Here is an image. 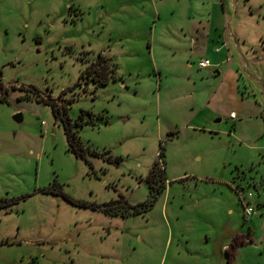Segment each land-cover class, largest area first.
Listing matches in <instances>:
<instances>
[{
  "label": "rangeland",
  "instance_id": "rangeland-1",
  "mask_svg": "<svg viewBox=\"0 0 264 264\" xmlns=\"http://www.w3.org/2000/svg\"><path fill=\"white\" fill-rule=\"evenodd\" d=\"M259 200L264 0H0V264H226L250 230L237 264H264Z\"/></svg>",
  "mask_w": 264,
  "mask_h": 264
},
{
  "label": "trees",
  "instance_id": "trees-1",
  "mask_svg": "<svg viewBox=\"0 0 264 264\" xmlns=\"http://www.w3.org/2000/svg\"><path fill=\"white\" fill-rule=\"evenodd\" d=\"M116 64L112 62L110 59L103 57V55H99L97 58V61L92 63L82 74L81 80H85L88 84H94L97 88L107 86L112 79H115L116 75ZM116 80V79H115ZM38 93V91H36ZM36 100H38L36 98ZM39 102H44L47 105H52L54 109V113L57 117H60L64 123L65 127V133L67 135L68 143L71 147L70 150H72L77 156L85 157L86 150L82 144V142L78 138L79 130L78 128H82L85 125H88L87 122H82L83 112L80 115L79 119L81 122H72V119L69 117L67 113V109L65 107H60L59 103H56L52 98L49 97L48 100H39ZM86 113V112H84ZM93 155L98 156L99 154L97 152H91ZM161 156H163V153H161ZM157 167L158 163L154 165V167L151 170V173L148 178L154 176L157 173ZM162 186L159 188L158 194L163 193V191L166 189V186L164 184H161ZM243 189H241L242 191ZM156 200V198H155ZM154 204V201H150V203H144L137 206L136 209H134L133 214H141L146 212L152 205ZM3 205H0V208ZM107 212L106 210H104ZM110 213V212H107ZM253 243V239L249 238L248 236H245L243 234H237L232 239L231 243L226 247L225 254H226V264H235L238 251L241 247Z\"/></svg>",
  "mask_w": 264,
  "mask_h": 264
},
{
  "label": "crops",
  "instance_id": "crops-1",
  "mask_svg": "<svg viewBox=\"0 0 264 264\" xmlns=\"http://www.w3.org/2000/svg\"><path fill=\"white\" fill-rule=\"evenodd\" d=\"M197 31H200V29H197ZM226 36H228V35H226ZM229 37V36H228ZM198 39H199V37H198ZM191 44H193V42H191ZM218 50V49H217ZM216 50V51H217ZM219 51V50H218ZM206 60V59H205ZM207 60H209V59H207ZM230 61V59L229 58H227V61ZM210 61V60H209ZM211 62V61H210ZM214 65H213V63L211 62V67H213ZM211 67H209V68H211ZM206 69H208V68H206ZM232 114H234V113H232ZM231 114V115H232ZM238 188H240L239 186H238ZM233 189V188H232ZM237 193V195L239 196V199L241 200V203H242V205H243V207H244V205L246 204V203H244V201H243V195L241 194V192H240V190L238 191V190H235ZM247 200H249V199H247ZM264 202V200L262 201V200H259L258 201V204L260 203V207H262L261 205L262 204H264L263 203ZM247 203H250V204H252L250 201L249 202H247ZM253 205V204H252ZM233 211H230V213H232ZM255 214H256V212H255ZM245 216V215H244ZM238 234H240V233H238ZM237 235V234H236ZM243 235H245V236H248L249 238H252L253 239V243H250V244H247V245H245V246H243V247H241L240 249H239V251H238V255H237V259H236V262H235V264H237V261H238V257H239V253H240V251L243 249V248H245V247H247V246H249V245H253L254 243H255V241H256V239L254 238V235H253V232H252V230H250L249 232H248V234H243ZM234 238V237H233ZM232 238V239H233ZM231 243V242H230ZM228 246V245H227ZM227 246H223V250H224V253H225V249H226V247ZM226 255V254H225ZM226 261H227V258H226Z\"/></svg>",
  "mask_w": 264,
  "mask_h": 264
},
{
  "label": "built area",
  "instance_id": "built-area-1",
  "mask_svg": "<svg viewBox=\"0 0 264 264\" xmlns=\"http://www.w3.org/2000/svg\"><path fill=\"white\" fill-rule=\"evenodd\" d=\"M218 51V50H217ZM209 67H211V62L209 61V60H203V61H201L200 63H199V68L200 69H206V68H209ZM231 118L232 119H235L236 118V116H235V114H232L231 115ZM253 196H252V194L251 193H249L248 195H247V199H251ZM244 210H245V217L247 218V217H251L252 215H254L255 214V212H256V208L252 205V204H250V203H247V204H245L244 205Z\"/></svg>",
  "mask_w": 264,
  "mask_h": 264
},
{
  "label": "water",
  "instance_id": "water-1",
  "mask_svg": "<svg viewBox=\"0 0 264 264\" xmlns=\"http://www.w3.org/2000/svg\"><path fill=\"white\" fill-rule=\"evenodd\" d=\"M14 120L17 122V123H21L23 121V116L21 114H18L14 117Z\"/></svg>",
  "mask_w": 264,
  "mask_h": 264
}]
</instances>
